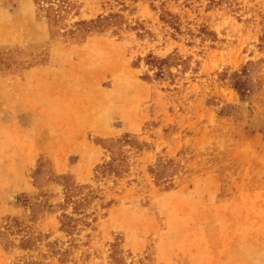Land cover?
Listing matches in <instances>:
<instances>
[{
	"label": "rangeland",
	"instance_id": "374dc122",
	"mask_svg": "<svg viewBox=\"0 0 264 264\" xmlns=\"http://www.w3.org/2000/svg\"><path fill=\"white\" fill-rule=\"evenodd\" d=\"M0 264H264V0H0Z\"/></svg>",
	"mask_w": 264,
	"mask_h": 264
},
{
	"label": "trees",
	"instance_id": "16d2710c",
	"mask_svg": "<svg viewBox=\"0 0 264 264\" xmlns=\"http://www.w3.org/2000/svg\"><path fill=\"white\" fill-rule=\"evenodd\" d=\"M148 60H149L150 63L157 62V64H158V63H161V62H165V59L155 60V59H153V58H151V57H149ZM234 85H235V86H234L235 89L237 90V92H238L241 96L245 95L246 90H245V88L241 85L240 81L236 80V82H235Z\"/></svg>",
	"mask_w": 264,
	"mask_h": 264
}]
</instances>
